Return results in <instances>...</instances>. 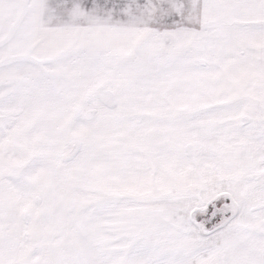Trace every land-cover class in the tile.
Masks as SVG:
<instances>
[{
	"label": "snow or ice",
	"instance_id": "obj_1",
	"mask_svg": "<svg viewBox=\"0 0 264 264\" xmlns=\"http://www.w3.org/2000/svg\"><path fill=\"white\" fill-rule=\"evenodd\" d=\"M0 264H264V0H0Z\"/></svg>",
	"mask_w": 264,
	"mask_h": 264
}]
</instances>
